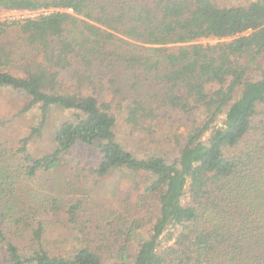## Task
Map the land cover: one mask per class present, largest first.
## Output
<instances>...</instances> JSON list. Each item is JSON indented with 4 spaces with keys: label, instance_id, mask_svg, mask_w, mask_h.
<instances>
[{
    "label": "trees",
    "instance_id": "1",
    "mask_svg": "<svg viewBox=\"0 0 264 264\" xmlns=\"http://www.w3.org/2000/svg\"><path fill=\"white\" fill-rule=\"evenodd\" d=\"M42 9L0 20V90L40 109L20 145L0 133V264H108L94 235L118 264H264V0H0V12ZM54 107L70 115L35 156ZM177 118L174 157L139 155L115 132L163 124L169 141ZM78 149L96 152L99 177L148 180L149 235L132 213L86 216L82 163L67 168ZM55 219L70 232L61 246Z\"/></svg>",
    "mask_w": 264,
    "mask_h": 264
},
{
    "label": "rangeland",
    "instance_id": "2",
    "mask_svg": "<svg viewBox=\"0 0 264 264\" xmlns=\"http://www.w3.org/2000/svg\"><path fill=\"white\" fill-rule=\"evenodd\" d=\"M223 5L242 4L248 0H213ZM38 12L26 13H10L3 11L0 13V20L6 18H22L38 15ZM204 42H214L212 39H204ZM28 104L24 95L8 89L0 90V133L8 142L20 145L19 140L29 134L34 126L40 121V109L38 106L24 110L23 108ZM70 113L60 107H54L50 110L49 116L42 129V136L29 142V150L35 156H43L54 151L55 132L59 127L60 122ZM68 117V116H67ZM176 123L180 124V118L176 119ZM186 127L179 125V130L171 133L170 140L165 141V125L160 124L157 131L151 134L144 130H140L137 126L130 127L123 120L117 126L115 132L117 137L124 143V146L139 154L145 155L153 150V148H160L159 153L164 154V150H169V156H176L179 151V142L184 141V131ZM176 134V135H175ZM209 138V132L204 137V140ZM86 154L81 155L80 149L75 151L68 163V170L72 164L80 160L83 166L82 177L80 182L89 191L86 193L85 205L88 209L90 217L91 213L103 220L104 216L119 210L123 217H131V220L139 219L142 224L140 232L143 236L151 233V228L154 225L157 215L159 214V203L154 200V197L147 194L145 187L148 180L144 177H131L127 172L117 170L105 177H99L92 173L95 167L96 152L88 149ZM76 160V161H75ZM79 181V180H78ZM49 219H54L49 217ZM67 222V221H66ZM96 223H94V227ZM93 230V227H92ZM70 235L67 223L61 220H54L52 227V238L56 241V245L61 246L66 238ZM67 240V239H66ZM94 240V241H93ZM102 237L94 235L92 243L97 248V251L108 264H118L115 257H109L107 250L102 247L106 241ZM67 242V241H66ZM67 244V243H66ZM69 244V243H68ZM70 245V244H69ZM131 264V263H129Z\"/></svg>",
    "mask_w": 264,
    "mask_h": 264
},
{
    "label": "built area",
    "instance_id": "3",
    "mask_svg": "<svg viewBox=\"0 0 264 264\" xmlns=\"http://www.w3.org/2000/svg\"><path fill=\"white\" fill-rule=\"evenodd\" d=\"M49 10H37V11H31V10H9L8 12L14 14V13H21L22 15L26 14V13H34V12H38V13H41V12H48ZM51 11V10H50ZM69 11H72V9H69ZM2 13V12H0ZM32 16V15H31ZM24 18V17H22Z\"/></svg>",
    "mask_w": 264,
    "mask_h": 264
}]
</instances>
